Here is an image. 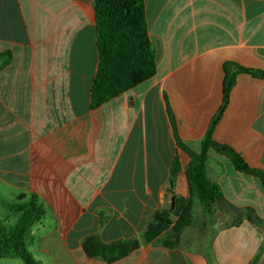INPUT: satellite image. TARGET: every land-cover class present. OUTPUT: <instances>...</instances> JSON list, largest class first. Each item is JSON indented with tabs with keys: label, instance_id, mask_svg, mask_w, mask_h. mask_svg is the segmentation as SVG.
<instances>
[{
	"label": "crops",
	"instance_id": "1",
	"mask_svg": "<svg viewBox=\"0 0 264 264\" xmlns=\"http://www.w3.org/2000/svg\"><path fill=\"white\" fill-rule=\"evenodd\" d=\"M94 0H0V215L18 198L45 212L25 236L39 264H107L83 239L142 235L157 212L190 200L185 167L223 102L225 67L240 73L214 139L264 170V0H145L156 74L91 106L98 69ZM209 152L207 174L225 198L264 221V187ZM181 172L172 182V165ZM199 204L201 217L194 216ZM177 221L112 264H264V224L192 199ZM173 244L166 246L165 243ZM0 264H25L0 259Z\"/></svg>",
	"mask_w": 264,
	"mask_h": 264
},
{
	"label": "trees",
	"instance_id": "2",
	"mask_svg": "<svg viewBox=\"0 0 264 264\" xmlns=\"http://www.w3.org/2000/svg\"><path fill=\"white\" fill-rule=\"evenodd\" d=\"M97 47L99 63L91 92V106L98 108L105 102L133 89L151 79L156 74V53L150 40L146 17L145 0H94ZM223 102L217 114L212 118L208 130L201 142L200 150L195 151L182 141L180 148L190 157L185 167L190 200L176 199L174 210L157 212L146 231L132 239L105 243L99 234L86 236L82 249L90 259H100L107 264L115 263L143 242H150L173 226L175 233L192 225V199L196 197L207 215L212 216L216 209L233 214V224L246 219L255 225L264 221L255 209L240 208L228 201L220 187L212 182L207 174L209 152L228 158L235 169L245 175L260 180L264 187V170L250 167L243 157L227 145L214 139V131L221 120L230 99L231 91L240 73L261 77L262 73L228 63L225 67ZM181 172L177 160L172 165L174 177ZM6 212L0 215V259H20L25 264H39L26 250L25 236L34 223L42 219L45 212L35 199L24 200L21 197L14 203L5 204ZM170 241V240H169ZM172 241L165 243L170 246ZM258 256L251 264H256Z\"/></svg>",
	"mask_w": 264,
	"mask_h": 264
},
{
	"label": "rangeland",
	"instance_id": "3",
	"mask_svg": "<svg viewBox=\"0 0 264 264\" xmlns=\"http://www.w3.org/2000/svg\"><path fill=\"white\" fill-rule=\"evenodd\" d=\"M213 155H215V156H211V159H214L216 156H217V154H213ZM198 207H199V204H197L196 206H195V211H194V216L196 217V218H200L201 217V212H200V209H198ZM216 210H218V209H216ZM215 210V211H216Z\"/></svg>",
	"mask_w": 264,
	"mask_h": 264
}]
</instances>
